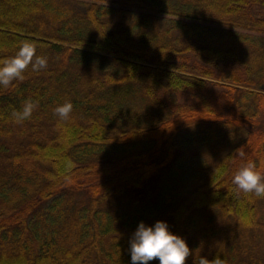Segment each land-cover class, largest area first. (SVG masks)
Listing matches in <instances>:
<instances>
[{
	"label": "trees",
	"instance_id": "trees-1",
	"mask_svg": "<svg viewBox=\"0 0 264 264\" xmlns=\"http://www.w3.org/2000/svg\"><path fill=\"white\" fill-rule=\"evenodd\" d=\"M25 41L47 67L0 86V264H131L157 220L187 264H264L232 183L264 173V0H0V64Z\"/></svg>",
	"mask_w": 264,
	"mask_h": 264
},
{
	"label": "clouds",
	"instance_id": "clouds-1",
	"mask_svg": "<svg viewBox=\"0 0 264 264\" xmlns=\"http://www.w3.org/2000/svg\"><path fill=\"white\" fill-rule=\"evenodd\" d=\"M29 65L34 71L44 69L47 67V58L36 55L35 46L25 41L14 56L0 64V86L7 88L13 81H22L24 71ZM72 107L70 102L64 103L58 106L55 112L64 120L69 117ZM33 108V103L28 101L22 110L14 111L12 115L17 121H23L31 117ZM232 183L244 193L264 197V173L253 160H249L235 173ZM129 244L131 264H148L156 258L159 259V264H187L192 254L187 240L171 231L165 220H157L151 225L140 221L130 237ZM197 264H224V261L219 255L213 260L200 256Z\"/></svg>",
	"mask_w": 264,
	"mask_h": 264
}]
</instances>
